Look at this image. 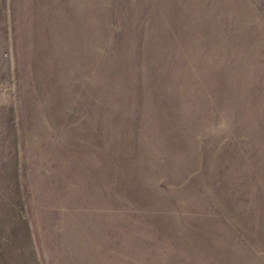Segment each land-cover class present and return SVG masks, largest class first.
Segmentation results:
<instances>
[{"label":"rangeland","instance_id":"374dc122","mask_svg":"<svg viewBox=\"0 0 264 264\" xmlns=\"http://www.w3.org/2000/svg\"><path fill=\"white\" fill-rule=\"evenodd\" d=\"M0 264H264V0H0Z\"/></svg>","mask_w":264,"mask_h":264}]
</instances>
